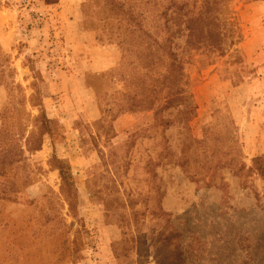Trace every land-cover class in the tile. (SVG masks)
<instances>
[{"label":"rangeland","instance_id":"374dc122","mask_svg":"<svg viewBox=\"0 0 264 264\" xmlns=\"http://www.w3.org/2000/svg\"><path fill=\"white\" fill-rule=\"evenodd\" d=\"M169 2L0 0V28L36 44L29 85L0 48V264H264V176L253 170L264 157V0L232 1L239 57L186 66L185 124L174 106L146 112L171 92L159 24ZM82 39L115 48L117 64L88 71L94 54L68 45ZM39 59L84 70L72 129L49 113L42 137ZM219 159L232 169L209 171Z\"/></svg>","mask_w":264,"mask_h":264},{"label":"trees","instance_id":"16d2710c","mask_svg":"<svg viewBox=\"0 0 264 264\" xmlns=\"http://www.w3.org/2000/svg\"><path fill=\"white\" fill-rule=\"evenodd\" d=\"M232 1L193 0L188 3L171 0L165 12L161 14L159 24L164 31L161 47L169 60V74L164 78L162 88H167L171 92L165 94L163 104L158 108L153 109V105L150 104V108L146 110L152 113L151 116L154 119L171 106L176 107L178 120L183 124L187 122L188 115H193L195 106L193 96L188 91L190 82L185 72L186 66H207L214 64L217 59L239 57L237 47L241 43L242 35L237 12L231 6ZM175 40H182L183 45L173 44ZM39 106V114L43 123L42 134L40 133L42 137L50 135L48 125L52 122L46 117L42 104ZM164 124L168 125V122L163 121ZM232 144L234 145L233 138ZM41 145L42 140L40 139L33 146L26 142L25 147L29 152H36L40 150ZM262 162H264V157L253 159V170L261 177L264 176V167L258 164ZM211 165L213 167H210L209 171L215 172L223 168L232 169L233 162L219 159ZM242 169L241 166L237 167L238 172ZM59 176L64 181L65 177L61 172Z\"/></svg>","mask_w":264,"mask_h":264},{"label":"crops","instance_id":"0c3cea01","mask_svg":"<svg viewBox=\"0 0 264 264\" xmlns=\"http://www.w3.org/2000/svg\"><path fill=\"white\" fill-rule=\"evenodd\" d=\"M12 32L10 31V27H4V24H1L0 28V48L3 51L11 52L12 51V61L14 64L12 65L15 69V74L19 75V80L21 79L22 83H26L29 85L30 79L24 78V75L28 76L31 73L30 68L28 65H25V55H31L33 57L35 53V42L28 38L27 45L23 47L20 45L17 46L19 43V39L22 38L18 37L17 34L14 32L15 28H12ZM12 33V34H11ZM10 35V37H9ZM69 48L71 53L76 56H81L80 54H86L93 56V60L87 61L89 67L85 66L88 71L93 73H99L105 71L109 68L114 67L118 60L119 56L117 50L113 47H102V48H95L91 45H88L84 39H82L81 43L76 42L72 44L69 42ZM22 52H25L24 55H20ZM37 51V50H36ZM97 54V59H95V55ZM34 58V57H33ZM36 59V58H35ZM60 63V61H59ZM30 64L34 65L35 70L38 71L41 79L44 81L43 84V92L41 95V104L45 115L48 119V114H51V119L57 120L60 124L63 125L65 129H72V123L77 119H67L66 116L78 114L77 110V102L76 100L79 99V93L84 92L83 80L81 76L84 75V70L81 67L75 66L74 64H70L65 61L61 65H56L52 63L48 65L47 62H43L42 59L38 61H33ZM81 68V69H80ZM79 69V70H78ZM17 75V76H18ZM83 86V90L80 86ZM28 97L33 92L31 89L28 88ZM6 98V85H0V110L1 105H3V100ZM127 116H121V119H126ZM120 118L117 119L115 124L120 125L121 121ZM129 118H127L128 120ZM1 125V124H0Z\"/></svg>","mask_w":264,"mask_h":264}]
</instances>
